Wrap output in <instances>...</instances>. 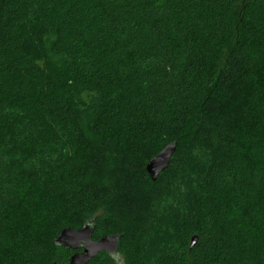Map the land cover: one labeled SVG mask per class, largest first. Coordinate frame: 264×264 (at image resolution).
I'll return each instance as SVG.
<instances>
[{"label": "trees", "instance_id": "obj_1", "mask_svg": "<svg viewBox=\"0 0 264 264\" xmlns=\"http://www.w3.org/2000/svg\"><path fill=\"white\" fill-rule=\"evenodd\" d=\"M91 219L89 264H264V0H0V264Z\"/></svg>", "mask_w": 264, "mask_h": 264}, {"label": "water", "instance_id": "obj_2", "mask_svg": "<svg viewBox=\"0 0 264 264\" xmlns=\"http://www.w3.org/2000/svg\"><path fill=\"white\" fill-rule=\"evenodd\" d=\"M176 149V142L165 146L162 151L153 157L146 165V171L151 179L155 181L170 163ZM95 229L94 220L86 221L80 229H62L55 238L54 243L64 249L75 251L66 264H89L99 253H106L113 257L118 263L121 258L118 256V241L121 235L104 236L98 240L92 238ZM197 242V237L191 238L190 248ZM58 264V263H54Z\"/></svg>", "mask_w": 264, "mask_h": 264}, {"label": "rangeland", "instance_id": "obj_3", "mask_svg": "<svg viewBox=\"0 0 264 264\" xmlns=\"http://www.w3.org/2000/svg\"><path fill=\"white\" fill-rule=\"evenodd\" d=\"M100 213H95L94 215H89L88 218H96V220H99Z\"/></svg>", "mask_w": 264, "mask_h": 264}]
</instances>
